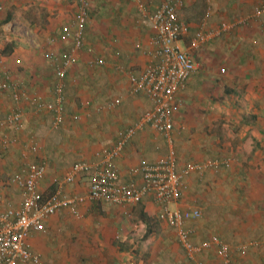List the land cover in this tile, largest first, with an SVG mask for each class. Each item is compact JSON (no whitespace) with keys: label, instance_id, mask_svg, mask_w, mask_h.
<instances>
[{"label":"crops","instance_id":"obj_1","mask_svg":"<svg viewBox=\"0 0 264 264\" xmlns=\"http://www.w3.org/2000/svg\"><path fill=\"white\" fill-rule=\"evenodd\" d=\"M86 2L83 44L60 81L63 121L56 124L55 112L37 105L57 103L55 68L72 49L62 31L77 29L81 3L0 0V120L15 111L22 114L19 130L0 127V193L13 207L19 206L22 191L10 179L28 161L46 166L40 183L45 195L84 197L88 177L65 181L72 165L97 161L98 153L114 145L118 131L152 107L144 94L130 91L128 75L138 76L156 62L149 16L162 0ZM261 4L264 0H184L179 16L188 33L179 45L191 52L197 69L177 94L181 104L173 113L171 138L146 126L117 159L124 183L129 169L170 152L177 170L187 163L217 162V169L186 177L170 209L200 210L199 219L183 225L192 231L191 244L216 238L229 248L231 264H264V13L246 26L237 24ZM203 21L208 29L231 28L193 49ZM52 57L58 59L55 65ZM97 59L104 65L93 66ZM3 82L18 83L25 96L14 101L13 90L1 88ZM115 99L117 107L104 108ZM5 135L14 141L8 148L1 145ZM6 205L0 203V211ZM127 210L84 200L80 217L68 210L56 213L44 222V232H29L27 244L42 264H224L216 246L202 249L193 260L187 257L177 230L159 219L160 208L150 196ZM152 238L156 249L142 244Z\"/></svg>","mask_w":264,"mask_h":264},{"label":"built area","instance_id":"obj_2","mask_svg":"<svg viewBox=\"0 0 264 264\" xmlns=\"http://www.w3.org/2000/svg\"><path fill=\"white\" fill-rule=\"evenodd\" d=\"M81 13L78 17V26L75 31L64 27L62 38L72 40V49L68 57L64 58L56 66V76L59 83L56 85L57 103H38L40 110L55 112V123L63 121L62 117V85L60 81L66 76V70L70 66L73 55L80 50L83 44V24L85 23L86 0H79ZM184 5V0H162L160 6L149 16V22L155 30V36L151 40L153 48L151 55L156 62L149 64L144 71L135 76L129 74L130 91L142 93L152 102V107L144 111L139 119L117 133V139L110 148L98 153L95 162H79L72 165L70 173L65 178L66 182H72L77 175L89 178L87 193L84 197L66 196L61 192H53L45 195L40 190V183L46 174V166L42 162H27L26 166L15 173L10 182L22 191V199L18 207H13L6 201L4 194L0 193V203L8 204L0 211V264H42L40 257L31 252L27 244L30 231L42 233L45 231L46 219L62 210H68L72 216L80 217L79 204L86 201L100 202L118 206L127 214L131 207L141 203L150 196L160 208L159 219L177 230V237L187 257L193 260L195 254L202 249L212 246L218 247L219 255L224 264L229 262V248L212 238L203 242L200 246H194L190 242L192 231L183 225L186 221L197 220L201 217L198 209L180 211L171 210L170 206L176 203L183 192L184 180L193 172H202L206 169H217L218 164L212 160L202 163H187L177 170L174 152L160 158L152 164H141L128 171V182H122L117 159L120 157L126 144L135 136L137 131L148 126L159 133L165 139L170 140L173 131V113L181 104L177 98L178 92L185 86L188 78L197 69V63L191 52L183 49L179 43L188 33V26L180 20L179 11ZM264 13V4L259 5L254 12L241 18L238 25L246 26L256 21ZM231 27L222 24L219 29H208L206 21L199 24L191 42V48L198 49ZM55 65L58 59L52 57ZM93 66H102L104 61L97 59L91 63ZM223 72V70H221ZM1 88L13 90L12 97L18 102L25 96L18 83L3 82ZM120 104L115 99L107 104L106 109H113ZM20 111H15L6 119L0 120V127L11 126L14 130L21 128ZM1 145L8 148L14 142L7 135L2 136ZM36 143H32L30 150L36 152ZM27 159V157H24ZM52 183H58L53 179ZM59 184V183H58ZM244 249L241 255H244ZM194 264H205L202 261H194Z\"/></svg>","mask_w":264,"mask_h":264},{"label":"rangeland","instance_id":"obj_3","mask_svg":"<svg viewBox=\"0 0 264 264\" xmlns=\"http://www.w3.org/2000/svg\"><path fill=\"white\" fill-rule=\"evenodd\" d=\"M216 95H219V94H216ZM241 105V104H240ZM148 110V109H147ZM176 111V109L174 110V112ZM186 186V185H185ZM186 188H188V186L186 187ZM186 188L184 189V191H186ZM139 220H136L135 222H138ZM139 224V223H138ZM156 225V224H155ZM157 227V226H156ZM154 238H152V240L150 239H147L146 241H144L142 244L143 245H146V246H151V247H154V249H156V248H158V247H156V246H153V244H154ZM173 242H174V240H173ZM148 249H150V248H148ZM171 249H173V247H171ZM176 249V246H174V251H176L175 250ZM177 252V251H176ZM184 252V251H183ZM183 252L180 250L178 253H179V255L180 256H183ZM184 255H185V252H184Z\"/></svg>","mask_w":264,"mask_h":264}]
</instances>
